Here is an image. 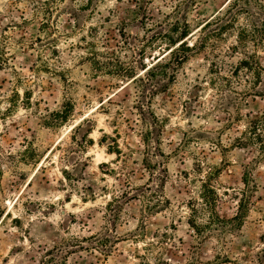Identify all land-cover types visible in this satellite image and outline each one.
<instances>
[{"label": "rangeland", "instance_id": "374dc122", "mask_svg": "<svg viewBox=\"0 0 264 264\" xmlns=\"http://www.w3.org/2000/svg\"><path fill=\"white\" fill-rule=\"evenodd\" d=\"M229 1L0 0V264H44L48 251L52 264H264V152L235 144L264 99L210 84L212 61L229 75L242 59L226 54L235 38L216 57L197 50ZM173 24L196 47L163 90L139 98L107 74L168 61L173 47L143 45ZM203 183L221 218L243 204L240 227L196 236L187 205ZM142 192H156L155 212ZM92 236L86 251L64 244Z\"/></svg>", "mask_w": 264, "mask_h": 264}, {"label": "trees", "instance_id": "16d2710c", "mask_svg": "<svg viewBox=\"0 0 264 264\" xmlns=\"http://www.w3.org/2000/svg\"><path fill=\"white\" fill-rule=\"evenodd\" d=\"M47 5V2L44 3ZM153 27H160L159 24L147 28V31ZM215 27L213 31H209L207 34H203L197 50L209 49L213 55L214 49L217 47L218 40H222L227 35L231 38H235L234 44L227 48L226 54L242 55V59L235 65H228L229 75H222L221 70L225 66L223 61L216 63L212 61L210 64V84L219 82L220 88H231L230 92L235 93L237 96L244 99L248 96H258L264 99V91H258L259 86L263 83L262 78L264 76V65H262L258 51L264 48V0H230L215 16L206 21L200 30L206 31L207 29ZM189 29L177 31L174 24L170 25L165 33H156L150 38H145L143 47L154 48L157 47L159 51L163 49L159 44H165L166 47H173L170 50V59L168 61L161 62L159 60L154 65L146 68L142 67V74L136 73L133 67H126L123 64L118 63V66L113 71H108V75L121 78L122 81H127L126 88L130 84H134L137 89L139 98L153 97L158 91L163 90L165 86L162 82L174 80V74L177 68L182 66L187 56L184 51H192L196 47L195 45L189 47L186 45L187 37L189 36ZM177 47L174 49V46ZM251 49V51H249ZM144 54V51L143 53ZM238 80L247 84L244 85L242 91L232 88V80ZM161 80V81H160ZM123 88V89H124ZM122 89V90H123ZM245 131L242 132L241 137L235 139L237 148H246L248 146L257 147L260 151L264 152V112L260 115L246 119ZM148 138L143 139V143H147ZM108 153L112 154L113 151L109 150ZM146 169L151 168L148 160H145ZM250 175L248 171L243 174L242 183L244 186L249 187ZM148 188V187H147ZM145 188V190H148ZM156 192H151L150 195H145L142 192L140 196L148 201L146 209L148 214L155 212L161 202L157 199L150 205V197L156 196ZM200 202L194 200L190 201L187 205L189 214L188 226L199 237L200 240L211 238L214 230L224 231L226 229H234L240 227L244 219L245 208L243 204L238 205L236 215L231 219L221 218L216 212V205L218 202V195L212 185L203 183L202 191L200 193ZM135 198V197H132ZM96 237L92 236L86 238H73L64 244H69L70 248H76L86 251L82 245V242L93 241ZM95 245H91L88 250H97ZM102 246V245H101ZM97 247V246H96ZM47 252V258H44V264H52L53 253ZM72 253L71 249L65 251V254ZM262 258H264V250L262 251Z\"/></svg>", "mask_w": 264, "mask_h": 264}]
</instances>
